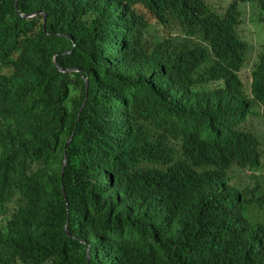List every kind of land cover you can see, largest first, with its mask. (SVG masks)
Segmentation results:
<instances>
[{
    "label": "trees",
    "instance_id": "16d2710c",
    "mask_svg": "<svg viewBox=\"0 0 264 264\" xmlns=\"http://www.w3.org/2000/svg\"><path fill=\"white\" fill-rule=\"evenodd\" d=\"M246 1H18L64 9L74 46L34 44L0 0V264H264V189L227 177L264 148L240 77L264 0Z\"/></svg>",
    "mask_w": 264,
    "mask_h": 264
},
{
    "label": "clouds",
    "instance_id": "9594fccd",
    "mask_svg": "<svg viewBox=\"0 0 264 264\" xmlns=\"http://www.w3.org/2000/svg\"><path fill=\"white\" fill-rule=\"evenodd\" d=\"M18 1L19 0H15V13H16V16L23 21V24L20 25L19 27L23 31H26L29 35L32 36V38L34 39V44H49L50 45V44L55 43L58 40L68 39L72 42V44H74V46H77V44L74 41V38L72 37L73 30L71 29L69 23L67 22L64 9L58 10V11L50 10V9H40V10H33V11H27L26 9L21 10L18 8ZM212 1L219 8L220 12H222L223 10L229 7V5L232 3L233 0H212ZM246 4H253L254 6H257L259 4V0H247L244 3H241L240 6H243ZM263 34H264V28L262 29V33L259 37L253 36L257 38L255 43H253V41L247 40L249 44V49L247 52L246 60L244 61V64H243V68L240 72V77L244 84L245 92L251 95L254 99H255V96L253 94V88L257 89L258 95L264 99V92L261 93L260 88L258 86L257 87L254 86V83L256 80V77H254L255 65L258 64L260 61H263L261 57L262 58L264 57V37H263L264 35ZM249 52H252V58L248 57ZM70 53L71 52L57 53L53 56L52 62L54 63V65L57 67L59 71H61V69L65 71L71 70L69 72L61 71L63 73L81 72V70L78 68L63 69L59 66L58 64L59 55L61 54L67 55ZM84 80H85V84H86V81H88V84H89V80L87 78H84ZM261 83L264 86V76L261 79ZM88 91H89V86H88V89L86 86L87 94H88ZM257 102L259 104H257L256 107H260L263 111L264 105L259 101ZM85 103H86V100L80 110L78 120L76 123V127L80 122V117L83 113ZM260 108H259V111H261ZM111 116H110L111 123H109V125H116V124L119 125V122H120L119 116H117L115 120H113ZM262 119L264 120L263 115H262ZM260 121H261V118H260ZM257 128H256V135H258L262 140H264V135H259L257 133ZM71 141H72V137L67 141L68 145L66 144V147L64 149V159H65V154H66L65 167L67 164V149ZM63 165H64V161H63ZM64 170L62 166V176L64 175V172H65ZM235 170L242 172L247 179L254 180L256 182V185L252 186L249 182H243L238 176L234 174ZM227 177L231 185H232V182H237L240 185H243L245 189L247 187H249L250 189H254L257 186V182H259L261 188L264 189V148L261 151L260 166L257 170L242 168L239 165L234 164L228 170ZM243 187L241 186L240 188L244 193ZM65 195L66 194H64V196ZM253 215H256L260 221H264V213H258L257 211H255ZM66 225L68 226V224ZM87 253H89V257H87V260L88 262H90V249L87 250Z\"/></svg>",
    "mask_w": 264,
    "mask_h": 264
},
{
    "label": "rangeland",
    "instance_id": "374dc122",
    "mask_svg": "<svg viewBox=\"0 0 264 264\" xmlns=\"http://www.w3.org/2000/svg\"><path fill=\"white\" fill-rule=\"evenodd\" d=\"M154 22V21H153ZM153 28L155 29V31H159L158 30V28L157 27H155V26H153ZM243 29L245 30V37H246V39L247 40H249V41H253V43H255V41H256V37H253V27H252V25L251 24H249L248 26L247 25H245L244 27H243ZM264 35V34H263ZM264 37V36H263ZM248 57L249 58H252V52H249V54H248ZM259 121H260V119H259ZM257 133L259 134V135H264V125L263 124H260L259 126H258V128H257ZM234 174L236 175V176H238L243 182H249L252 186H255L256 185V182L254 181V180H250V179H247L245 176H244V174L242 173V172H240V171H238V170H235L234 171ZM3 221H2V217L0 216V224L2 223Z\"/></svg>",
    "mask_w": 264,
    "mask_h": 264
},
{
    "label": "water",
    "instance_id": "95a60500",
    "mask_svg": "<svg viewBox=\"0 0 264 264\" xmlns=\"http://www.w3.org/2000/svg\"><path fill=\"white\" fill-rule=\"evenodd\" d=\"M61 71L69 72V71H71V70H66V71H65V70H62V69H61ZM86 86H87V89H88V86H89L88 81H86ZM69 142H70V141H69ZM69 142H68V143H69ZM67 145H68V144H67ZM65 151H66V150H65ZM65 163H66V154H65V159H64L63 170H64V168H65ZM64 194H65V192H64ZM67 228H68V226L66 225V227H65V232H66V233H68V229H67ZM87 254H88L87 257H89V253H87Z\"/></svg>",
    "mask_w": 264,
    "mask_h": 264
}]
</instances>
